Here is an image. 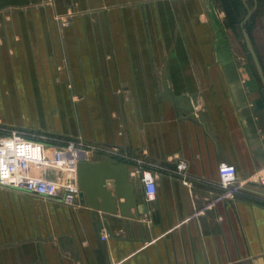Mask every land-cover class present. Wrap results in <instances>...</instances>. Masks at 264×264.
Masks as SVG:
<instances>
[{
	"label": "crops",
	"instance_id": "0c3cea01",
	"mask_svg": "<svg viewBox=\"0 0 264 264\" xmlns=\"http://www.w3.org/2000/svg\"><path fill=\"white\" fill-rule=\"evenodd\" d=\"M231 3L252 10L264 76V0ZM61 102L64 135L103 149L89 161L127 165L139 216L0 188V264H264V187L247 182L264 168V86L219 0H0V119L47 127ZM221 164L243 183L232 196Z\"/></svg>",
	"mask_w": 264,
	"mask_h": 264
},
{
	"label": "built area",
	"instance_id": "2783aa9c",
	"mask_svg": "<svg viewBox=\"0 0 264 264\" xmlns=\"http://www.w3.org/2000/svg\"><path fill=\"white\" fill-rule=\"evenodd\" d=\"M101 154L102 148L82 140L53 146L42 140L26 138L17 131L3 130L0 132V188L14 189L47 200L57 199L62 190L61 201L73 208L79 193L75 177L77 163L89 161L92 156ZM50 168L58 172V179L54 180L46 175ZM186 168L185 162H179L176 171L188 185ZM65 174L67 178L60 182L59 177ZM140 175L146 199L151 201L155 197L156 173L152 168L146 167L140 169ZM218 176L225 196H232L243 186L242 182L237 181L236 170L232 165H219ZM247 182L264 187V168ZM105 238L106 236L103 237Z\"/></svg>",
	"mask_w": 264,
	"mask_h": 264
},
{
	"label": "water",
	"instance_id": "95a60500",
	"mask_svg": "<svg viewBox=\"0 0 264 264\" xmlns=\"http://www.w3.org/2000/svg\"><path fill=\"white\" fill-rule=\"evenodd\" d=\"M226 22L230 26H238L243 42L255 65L258 76L264 86V76L255 51L244 28L252 14L247 6V14L241 20L237 17L231 0H219ZM256 4V0H254ZM76 184L79 190L78 202L89 209L135 219L139 216L133 185L129 182L127 165L112 159L103 158L100 162L80 161L75 170ZM112 182V188L107 183ZM123 199V202L120 200ZM130 210L134 213L130 214Z\"/></svg>",
	"mask_w": 264,
	"mask_h": 264
},
{
	"label": "rangeland",
	"instance_id": "374dc122",
	"mask_svg": "<svg viewBox=\"0 0 264 264\" xmlns=\"http://www.w3.org/2000/svg\"><path fill=\"white\" fill-rule=\"evenodd\" d=\"M243 11H241V14L238 16L239 19L243 17ZM57 23L59 26L64 27L69 24L68 22V17H57L56 18ZM238 29V33L240 34V30ZM69 89V88H67ZM66 107H68V113L66 112ZM68 114V117H67ZM52 116L55 117V123L50 124L47 127L43 126H32V127H23L21 125H15L11 124L5 120L0 119V132L4 131H17L23 134L26 138H31V139H37V140H42L48 145H59L63 146L69 142L73 141H78L79 138H70L67 135H64L63 132V124L66 119H69L73 117V119H76V113H75V104H64L63 102L57 103L55 105V110L51 114ZM67 178V174L61 175L59 177L60 182L65 180ZM59 182V183H60ZM59 194L62 195V190L59 191Z\"/></svg>",
	"mask_w": 264,
	"mask_h": 264
},
{
	"label": "trees",
	"instance_id": "16d2710c",
	"mask_svg": "<svg viewBox=\"0 0 264 264\" xmlns=\"http://www.w3.org/2000/svg\"><path fill=\"white\" fill-rule=\"evenodd\" d=\"M237 15V14H236ZM238 17V16H237ZM234 27H236V28H239L238 26H234ZM244 28H245V30H246V33L248 34V31H247V29H246V25H244ZM240 30V29H239Z\"/></svg>",
	"mask_w": 264,
	"mask_h": 264
}]
</instances>
